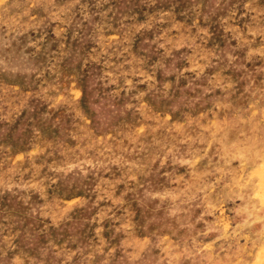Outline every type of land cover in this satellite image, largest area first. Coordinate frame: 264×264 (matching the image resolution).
I'll return each instance as SVG.
<instances>
[{"label": "rangeland", "instance_id": "1", "mask_svg": "<svg viewBox=\"0 0 264 264\" xmlns=\"http://www.w3.org/2000/svg\"><path fill=\"white\" fill-rule=\"evenodd\" d=\"M0 264H264V0H0Z\"/></svg>", "mask_w": 264, "mask_h": 264}]
</instances>
